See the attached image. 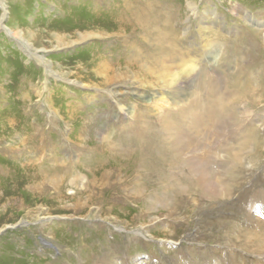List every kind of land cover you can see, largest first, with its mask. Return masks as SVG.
<instances>
[{
    "label": "rangeland",
    "instance_id": "1",
    "mask_svg": "<svg viewBox=\"0 0 264 264\" xmlns=\"http://www.w3.org/2000/svg\"><path fill=\"white\" fill-rule=\"evenodd\" d=\"M149 1L163 11L195 7L187 24L174 25L170 46L196 60L201 73H221L217 95L225 104L246 93L223 94L228 82L254 90L250 104H237L231 128L213 131L205 123L208 133L199 142L209 152L222 147L207 159H219L223 174L226 148L238 150L237 177L217 194L190 190L183 201L160 207L147 200L158 189L155 171L139 166L103 175L95 145L108 149L111 141L130 145L147 136L139 128L155 123L153 101L166 90L129 75L103 85L124 70L118 54L127 48L113 34L78 38L90 30L88 0H0V264H264V0ZM156 36L153 46L163 40ZM163 44L152 52L171 67L142 60L139 79L155 80L145 76L151 65L155 76L169 72L160 81L190 73L181 72L179 60L164 62ZM135 89L138 95L124 93ZM175 89L180 94L178 83ZM110 90L119 108L109 105ZM126 97L137 99L136 120L120 105ZM44 236L53 246L43 245Z\"/></svg>",
    "mask_w": 264,
    "mask_h": 264
},
{
    "label": "bare ground",
    "instance_id": "2",
    "mask_svg": "<svg viewBox=\"0 0 264 264\" xmlns=\"http://www.w3.org/2000/svg\"><path fill=\"white\" fill-rule=\"evenodd\" d=\"M88 2L94 5L92 7L89 6L91 3L87 4L90 19L89 21L87 20L88 25L86 24V26L90 27V30L88 32H78V38L89 36L95 40H101L113 34L117 42L123 44L122 48H127L125 50L120 49L118 54L122 57V61H118V63L124 70L122 71L120 68L115 70V73L107 79L108 83H103V85L111 86L118 82H123L124 77L129 75L130 80H137V84L139 83V85L141 84L143 87L148 88L159 83L161 87L166 90V92H164V97L159 98L157 101H153L155 102L154 106L157 110L153 113L155 123H149V126L146 125L139 128L142 129L140 130L142 133L146 131L145 134L147 136L143 134L142 137L134 141V143L129 142L130 145H122L118 142L116 144V142L111 141L108 143V149L104 148L105 150L102 149L101 145L96 144L94 147L96 149L94 164L103 171V175H109L113 170L120 171L125 168L136 170L139 166H142L148 174H152V171H155L158 180L157 183H159L157 186L158 189L154 188L153 198L147 200L150 202V205L157 203L160 207L173 206L175 202H179L180 200L183 201L186 191L195 190L197 193L212 192L213 194H217L219 188H221L222 191L227 189L229 185L233 183L231 180L237 177L241 167L238 150L233 151V147L226 148L228 160L222 163V167L226 170V174H223L219 172V159L214 163L207 159L208 156L216 158L215 154H217L219 150L221 151L222 147L216 146L209 152L207 151V145H200L199 142L201 139L205 138L208 133V129L204 126L205 123L206 125L210 124L211 126L207 127H212V130H219L220 126L223 124L231 128L233 123L232 117L237 104L243 101L246 102L244 105L247 103L250 104L252 99L249 100V98L252 96L254 90L251 91L252 89L244 85L239 86L240 84L236 82L234 84L228 82L227 85L231 86L225 89L223 94L227 95L238 90L246 93L237 96V98L225 104L223 98L219 96L220 94L217 95L222 84L221 73L214 70L210 71L212 73H201L198 71L200 67L196 64V60L184 59L182 52L179 50L174 51L170 46V44L173 45L171 41L173 37H171L172 35L170 33L174 31V25L182 23L183 25L187 24L188 12L192 11V13H194L195 7L189 3V7H183L176 11H163L155 9L154 5L149 0H88ZM99 3H101V6H99ZM81 21L82 20L78 19V22H76L73 19L74 25L78 23V26L82 28L83 24H80ZM153 25L156 28V32L154 33L152 32ZM74 27L75 26H73V28ZM181 28H185L184 30H186L187 27L181 26ZM153 34L155 36L160 35L163 39L162 41H157L158 43L154 46L152 42H150V38L154 36ZM161 42L168 45L166 46L163 44L162 50L159 52L160 56L163 55L162 58L165 60L163 61L166 63V61L172 62L179 60V65H183L180 69L181 72L190 73L181 75V79H177L178 77L175 76L169 81L168 78L160 81V79L165 74H169V72H164V74L159 76L157 74V76H155L151 65L146 66L148 70L145 72V76L149 77L153 75L155 80L139 79V75H141L143 69V63L140 64L142 60H146V62L151 61L158 66V68H161V70L171 67L169 63V65H160L158 59L155 57L156 55L152 52L155 47H160ZM129 51H131V53L128 56ZM165 56L166 58H164ZM137 61L139 64H136ZM134 71L135 73H133ZM156 79L158 81H156ZM226 79L229 78L226 77ZM182 81H184V84ZM176 83H178L179 89H181L178 95L177 89L173 90L174 86L176 87ZM181 91L185 94L190 93V96H184L185 98L183 96L180 97V95L183 94ZM111 92L113 94L112 101L114 104L110 102L109 105H111L112 108H116L118 107L117 104L119 100L117 97H114L115 90ZM119 92L117 90L116 94ZM124 93L130 95L132 93L137 94L138 91H136V89L133 91L126 90ZM246 95L247 98H244ZM94 96L96 99L100 100L106 97L99 94ZM152 98L153 96L149 97L147 101H151ZM130 100L132 99L128 97L123 100L121 99L120 102L122 104L120 105L124 108L125 115L128 118L133 117L135 119L137 116L139 117V112L137 113L139 108L137 106H139V104L137 99H133L132 105L129 107L128 104ZM121 106L120 109L122 108ZM117 113H119V111ZM120 113L124 114V112ZM123 138L126 139L127 137ZM238 141L242 148H246L244 146L247 145V138ZM88 170L90 171V169ZM212 176H215L213 180ZM116 180L118 181V179ZM157 183L152 182L153 185H157ZM45 238L47 237L44 236V238H40L43 245L47 247L53 246L51 240L49 241L47 240L49 238ZM259 238L261 239H259L260 241H263L264 235L262 234ZM255 262L257 264L259 261L256 260Z\"/></svg>",
    "mask_w": 264,
    "mask_h": 264
}]
</instances>
